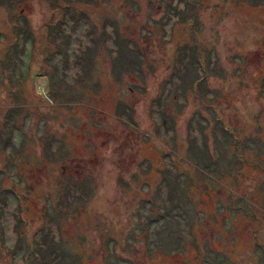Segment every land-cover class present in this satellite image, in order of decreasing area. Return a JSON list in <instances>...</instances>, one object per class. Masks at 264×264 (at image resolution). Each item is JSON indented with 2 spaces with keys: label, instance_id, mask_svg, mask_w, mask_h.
<instances>
[{
  "label": "rangeland",
  "instance_id": "1",
  "mask_svg": "<svg viewBox=\"0 0 264 264\" xmlns=\"http://www.w3.org/2000/svg\"><path fill=\"white\" fill-rule=\"evenodd\" d=\"M0 264H264V0H0Z\"/></svg>",
  "mask_w": 264,
  "mask_h": 264
},
{
  "label": "trees",
  "instance_id": "2",
  "mask_svg": "<svg viewBox=\"0 0 264 264\" xmlns=\"http://www.w3.org/2000/svg\"><path fill=\"white\" fill-rule=\"evenodd\" d=\"M10 252H11V253H13V252H14V250H11Z\"/></svg>",
  "mask_w": 264,
  "mask_h": 264
}]
</instances>
